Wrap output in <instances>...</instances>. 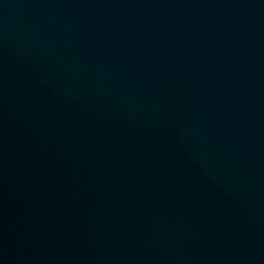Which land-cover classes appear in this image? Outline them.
Instances as JSON below:
<instances>
[{
  "label": "water",
  "instance_id": "obj_1",
  "mask_svg": "<svg viewBox=\"0 0 264 264\" xmlns=\"http://www.w3.org/2000/svg\"><path fill=\"white\" fill-rule=\"evenodd\" d=\"M0 264H264V0H0Z\"/></svg>",
  "mask_w": 264,
  "mask_h": 264
}]
</instances>
